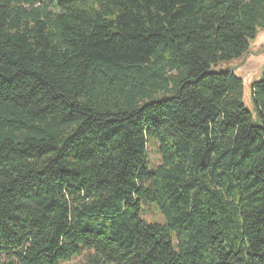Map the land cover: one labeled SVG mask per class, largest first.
<instances>
[{"label":"trees","instance_id":"16d2710c","mask_svg":"<svg viewBox=\"0 0 264 264\" xmlns=\"http://www.w3.org/2000/svg\"><path fill=\"white\" fill-rule=\"evenodd\" d=\"M259 28L264 0H0V264H264V68L257 123L208 71Z\"/></svg>","mask_w":264,"mask_h":264},{"label":"rangeland","instance_id":"374dc122","mask_svg":"<svg viewBox=\"0 0 264 264\" xmlns=\"http://www.w3.org/2000/svg\"><path fill=\"white\" fill-rule=\"evenodd\" d=\"M264 68V28H259L254 40L251 41L249 50L241 55L239 58H235L229 61H221L210 66V72H222L228 70H234L243 81V95L242 101L251 113L253 122L257 123V111L251 95V83L259 81L262 77ZM159 154L155 146H148V167L152 168L154 164L158 162ZM146 208L145 219H149L150 215L155 213V207L153 204H144ZM159 220L161 217L155 215ZM69 264H87L83 256L76 257Z\"/></svg>","mask_w":264,"mask_h":264}]
</instances>
